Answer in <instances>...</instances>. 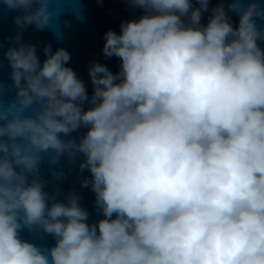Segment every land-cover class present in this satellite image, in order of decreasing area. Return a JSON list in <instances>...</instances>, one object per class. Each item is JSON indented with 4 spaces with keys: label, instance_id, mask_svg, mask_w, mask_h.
<instances>
[{
    "label": "clouds",
    "instance_id": "clouds-1",
    "mask_svg": "<svg viewBox=\"0 0 264 264\" xmlns=\"http://www.w3.org/2000/svg\"><path fill=\"white\" fill-rule=\"evenodd\" d=\"M59 2L0 0L18 29L0 79V264H264V0H126L143 14L105 32L119 71L90 65L91 97L65 48L41 62L23 42L27 27L62 38ZM65 157L90 172L95 223L77 193L45 191L41 164L61 179Z\"/></svg>",
    "mask_w": 264,
    "mask_h": 264
},
{
    "label": "water",
    "instance_id": "water-1",
    "mask_svg": "<svg viewBox=\"0 0 264 264\" xmlns=\"http://www.w3.org/2000/svg\"><path fill=\"white\" fill-rule=\"evenodd\" d=\"M220 0H211L209 9L214 7ZM227 9L229 0H223ZM51 7L64 10L61 17L60 28L62 38H57L56 34L49 29L36 31L33 27H27L23 30V42L37 45V54L41 62L45 59L43 46L51 44L52 50L58 47L65 48L71 54V61L67 65L71 67L77 76L85 83L89 97L92 95V83L88 75V69L93 63H101L108 67L112 73L119 71V58L113 56L106 58L102 53L104 45V34L109 29L120 32V24L123 21L138 19L143 10L132 8L126 0H61L59 3H53ZM79 14L83 19H78L75 14ZM15 12H9L7 9L0 11V79L10 84V68L3 52L11 46L10 37H14L18 31L13 22ZM211 12H205L201 18V24L206 25ZM232 23L235 26L238 23V14L229 12ZM71 21L70 26L65 25L63 21ZM257 24L264 27V20L257 19ZM260 47L264 49V41L259 42ZM14 92L6 91L4 100L7 102L12 98ZM88 107V105H85ZM87 129L82 127L71 134L74 138H79ZM78 158L75 163H70L68 159L62 158L60 163L55 166L56 170H62L64 176L61 179H54L49 174V165L44 162L40 166L41 176L48 181L45 191L49 194H55L56 199L64 201L68 192L73 191L80 196V204L89 213L88 223L92 224L102 219V213L95 206V193L91 186L82 187L81 181L85 177H90V172L85 169L83 172L79 169ZM23 240L35 243L41 249H46L54 245V238L44 233L42 230H32L24 228L20 232Z\"/></svg>",
    "mask_w": 264,
    "mask_h": 264
}]
</instances>
